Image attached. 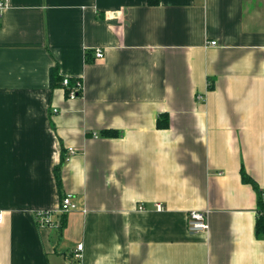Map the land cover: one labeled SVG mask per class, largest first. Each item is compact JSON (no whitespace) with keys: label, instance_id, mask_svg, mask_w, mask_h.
I'll return each instance as SVG.
<instances>
[{"label":"crops","instance_id":"crops-1","mask_svg":"<svg viewBox=\"0 0 264 264\" xmlns=\"http://www.w3.org/2000/svg\"><path fill=\"white\" fill-rule=\"evenodd\" d=\"M258 190L264 0H9L0 264H70L78 244L81 264H264ZM67 194L77 209L39 227Z\"/></svg>","mask_w":264,"mask_h":264},{"label":"built area","instance_id":"built-area-1","mask_svg":"<svg viewBox=\"0 0 264 264\" xmlns=\"http://www.w3.org/2000/svg\"><path fill=\"white\" fill-rule=\"evenodd\" d=\"M9 7V0H0V21L3 17L4 12ZM216 42H211L210 45L215 46ZM97 58H103L104 54L101 50L96 51ZM62 87L65 89L66 96L68 99L74 100L82 96L83 84L81 81H75L74 85L71 86V80L69 78H64L62 81ZM202 100L203 98H199ZM58 110H54L57 113ZM70 152H74L73 149H69ZM77 209V204L74 201L72 194H67L62 198L60 206L57 210H39L35 213L36 222L41 228H48L54 226L53 217L55 214H69ZM157 210H163L161 204H157ZM208 211H191L188 215V230L191 233H198L206 231L209 229V224L207 220ZM3 214L0 213V221L2 220ZM83 244H78L76 252L72 258V264H81V259L83 257Z\"/></svg>","mask_w":264,"mask_h":264},{"label":"trees","instance_id":"trees-1","mask_svg":"<svg viewBox=\"0 0 264 264\" xmlns=\"http://www.w3.org/2000/svg\"><path fill=\"white\" fill-rule=\"evenodd\" d=\"M63 79L58 75V71L57 69H53L51 72V85L52 87H54L56 84H62ZM74 85V81L71 82V86ZM167 122H165L164 120H160L158 121V128H166ZM110 134V135H114L116 136L117 133L116 132H107L105 133V135ZM65 158L62 160V163H64ZM61 166V165H60ZM60 166L58 168H56V178H57V182L58 185H61V179H60V175H59V170H60ZM243 176V180L244 182H249L252 183L254 186L255 184L252 182L251 179H249L248 176H246L245 173L242 174ZM258 195H259V217L257 220V224H256V235L258 238H262L264 239V193L258 190ZM66 216V215H64ZM62 223H64V221L62 220ZM63 227V225H62ZM70 264H72V262H70Z\"/></svg>","mask_w":264,"mask_h":264}]
</instances>
